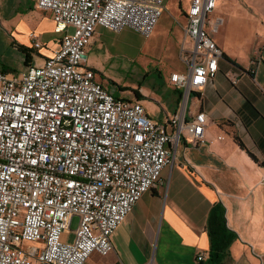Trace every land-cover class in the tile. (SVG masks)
Segmentation results:
<instances>
[{"label":"built area","instance_id":"obj_1","mask_svg":"<svg viewBox=\"0 0 264 264\" xmlns=\"http://www.w3.org/2000/svg\"><path fill=\"white\" fill-rule=\"evenodd\" d=\"M218 1L188 0L179 50L185 70L170 77L184 103L165 124L140 101L116 98L88 67L87 49L98 27L152 36L166 0H37L62 39L43 66L19 77L0 70V264H86L93 254L107 256L112 236L161 184L173 149L205 142L208 115L187 119L186 102L220 71ZM42 47L34 36V48ZM258 64L253 59L226 77L236 87ZM197 260L205 262V254Z\"/></svg>","mask_w":264,"mask_h":264},{"label":"crops","instance_id":"obj_2","mask_svg":"<svg viewBox=\"0 0 264 264\" xmlns=\"http://www.w3.org/2000/svg\"><path fill=\"white\" fill-rule=\"evenodd\" d=\"M215 16L224 19L214 35L224 54L220 71L186 102L187 119L200 111L208 115L205 142L182 141L173 149L174 162L163 171L161 184L142 197L112 236L114 250L93 254L86 264H201V253L206 262L207 222L215 204L225 207L227 225L237 236L222 264H264V0H219ZM112 33L97 28L87 49L88 67L116 98L140 101L150 118L166 124L184 103L183 91L170 80L183 68L167 75L149 71L154 79L146 85L112 84L100 68ZM0 36L11 38L24 55L21 69L0 61V70L15 77L29 66H43L62 39L37 0H0ZM34 36L43 45L40 50L34 48ZM253 59L259 62L256 73L233 86L226 72L249 69ZM75 219L65 241L75 239Z\"/></svg>","mask_w":264,"mask_h":264},{"label":"rangeland","instance_id":"obj_3","mask_svg":"<svg viewBox=\"0 0 264 264\" xmlns=\"http://www.w3.org/2000/svg\"><path fill=\"white\" fill-rule=\"evenodd\" d=\"M188 0H166L165 11L158 23V32L145 37L140 33L125 29L113 32L112 45L106 61L100 64L109 82L120 87L149 84L154 79L152 72L160 70L165 75L170 70H185L179 57V45L183 39L182 23ZM24 55L11 38L0 36V61L12 69L24 66ZM151 73L148 74V72ZM78 218L73 228H76Z\"/></svg>","mask_w":264,"mask_h":264},{"label":"trees","instance_id":"obj_4","mask_svg":"<svg viewBox=\"0 0 264 264\" xmlns=\"http://www.w3.org/2000/svg\"><path fill=\"white\" fill-rule=\"evenodd\" d=\"M207 233L210 240V253L206 262L201 264H222L230 255V248L237 239L236 234L227 225L226 209L215 204L207 222Z\"/></svg>","mask_w":264,"mask_h":264}]
</instances>
